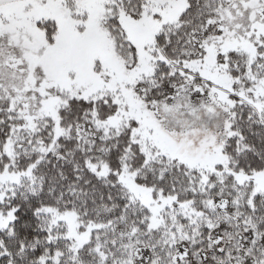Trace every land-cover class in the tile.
<instances>
[{"label": "snow or ice", "instance_id": "obj_1", "mask_svg": "<svg viewBox=\"0 0 264 264\" xmlns=\"http://www.w3.org/2000/svg\"><path fill=\"white\" fill-rule=\"evenodd\" d=\"M0 264H264V0H0Z\"/></svg>", "mask_w": 264, "mask_h": 264}]
</instances>
